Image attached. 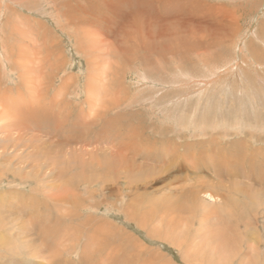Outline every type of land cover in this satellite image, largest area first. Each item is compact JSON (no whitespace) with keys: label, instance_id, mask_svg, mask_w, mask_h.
Instances as JSON below:
<instances>
[{"label":"rangeland","instance_id":"rangeland-1","mask_svg":"<svg viewBox=\"0 0 264 264\" xmlns=\"http://www.w3.org/2000/svg\"><path fill=\"white\" fill-rule=\"evenodd\" d=\"M0 174V264H264V0H0Z\"/></svg>","mask_w":264,"mask_h":264},{"label":"bare ground","instance_id":"bare-ground-1","mask_svg":"<svg viewBox=\"0 0 264 264\" xmlns=\"http://www.w3.org/2000/svg\"><path fill=\"white\" fill-rule=\"evenodd\" d=\"M30 83V82H29ZM38 84V83H37ZM4 88V87H3ZM44 93H46V92H44ZM34 95V94H33ZM96 96V95H95ZM29 97V96H28ZM43 97V96H42ZM31 98V97H30ZM96 99V98H95ZM32 100H33V97H32ZM28 101V100H27ZM15 104H16V102L14 101V102H11L10 103V106H6V108H8V109H10V110H8V112H13L14 111V113H12V115L14 114V116L13 117H15L16 119L17 118H19V115L20 116H22L21 115V113L18 115V113H19V108H20V106L18 107H16L15 106ZM25 104V103H24ZM26 104H28L29 106H30V108L29 107H27L28 109H32V110H28L27 109V111H30V112H28L27 114H29L30 116L32 115H37V116H45L46 118L47 117H49V112H48V105H46V104H42V105H39L40 103L38 102V101H36V102H32V101H30V99H29V101L26 103ZM93 104H94V102H93ZM8 105V104H7ZM26 106V105H25ZM74 106V105H73ZM77 107V106H76ZM93 107V106H92ZM23 108V107H22ZM34 108V109H33ZM75 109V108H74ZM78 109H80V110H82V112H84L83 110V108L82 107H80V108H78ZM2 110V109H1ZM59 110V109H58ZM79 110V111H80ZM90 110H92V109H90ZM66 111V110H65ZM96 111V110H95ZM94 111V112H95ZM60 112V111H59ZM67 112H69L68 110H67ZM108 112H109V110H108ZM62 113V112H61ZM98 113V112H97ZM54 114V113H53ZM65 114V113H64ZM68 114V113H67ZM89 114V113H88ZM102 114V113H101ZM9 115H10V113H9ZM55 115V114H54ZM93 115V114H92ZM98 115H99V113H98ZM57 116H58V114H57ZM60 116V115H59ZM68 116V115H67ZM81 116V115H80ZM96 116V115H95ZM12 117V118H13ZM29 117V116H28ZM54 117V116H53ZM61 117V116H60ZM93 117V116H92ZM10 118V117H9ZM55 118H56V116H55ZM68 118H70V117H68ZM67 118V119H68ZM20 119V118H19ZM59 119V118H58ZM62 119V118H61ZM181 119V118H180ZM46 120V119H45ZM63 120V119H62ZM69 120V119H68ZM16 121V120H15ZM47 121H50V120H48L47 119ZM13 123V122H12ZM17 123V122H16ZM15 123V124H16ZM43 123V122H42ZM69 123V122H68ZM80 123V122H79ZM90 123V122H89ZM14 124V125H15ZM39 124V123H38ZM37 124V125H38ZM45 124V123H44ZM64 124V123H63ZM62 124V125H63ZM67 124V123H66ZM25 125H26V123H25ZM45 125H48V124H45ZM62 125H59V127L60 126H62ZM41 126H42V124H41ZM2 127V126H1ZM15 127V126H14ZM29 127H30V124H29ZM74 127V126H73ZM3 128H5V125L3 126ZM19 128V127H18ZM25 128V127H24ZM32 128V127H31ZM36 128V127H35ZM49 128V127H48ZM63 128H64V126H63ZM63 128H61V129H63ZM66 128V127H65ZM68 128V127H67ZM66 128V129H67ZM9 129V128H8ZM54 129V128H53ZM142 129V128H141ZM22 130V129H21ZM26 130H27V128H26ZM31 130V129H30ZM38 130V129H37ZM36 130V131H37ZM25 131V130H24ZM28 131V130H27ZM35 131V130H34ZM33 131V132H34ZM39 131H40V129H39ZM50 131V130H49ZM62 131V130H61ZM64 131V130H63ZM66 131V130H65ZM11 132V131H10ZM38 132V131H37ZM22 133V132H21ZM28 133V132H27ZM71 133V132H70ZM32 134V133H31ZM40 134H41V132H40ZM49 134V133H48ZM53 134V133H52ZM55 134H56V132H55ZM54 134V135H55ZM64 134V133H63ZM54 135H53V137H54ZM74 135V134H73ZM40 136V135H39ZM50 136V135H49ZM63 136V135H62ZM46 137H47V135H46ZM69 136H67V138H68ZM108 137V136H107ZM18 138V137H17ZM40 138V137H39ZM64 138V137H63ZM77 138V137H76ZM79 138V137H78ZM47 139V138H46ZM46 139H44V141H46ZM51 139V138H50ZM73 139V138H72ZM71 138L69 139V140H72ZM35 140V139H34ZM54 140V139H53ZM78 141V140H77ZM47 142V141H46ZM76 142V141H75ZM49 143V142H48ZM64 143V142H63ZM13 144V143H12ZM70 144V143H69ZM40 145V144H39ZM47 145V144H46ZM56 145V144H55ZM32 146V145H31ZM68 147V146H67ZM60 148V147H59ZM151 149V148H150ZM15 152V151H14ZM33 152V151H32ZM17 153V152H16ZM149 154V153H148ZM151 154V153H150ZM149 154V155H150ZM155 156V155H154ZM153 156V157H154ZM175 156V155H174ZM151 157V156H150ZM61 158V157H60ZM65 158V157H64ZM66 159H68V158H66ZM147 159V158H146ZM73 161V160H72ZM29 162V161H28ZM182 164V163H181ZM176 166V165H175ZM168 167V166H167ZM171 168V167H170ZM70 169V168H69ZM27 170V169H26ZM35 174H36V172H35ZM1 175V174H0ZM38 181V180H37ZM46 187H48V188H50V189H48V190H50L49 191V200H52L53 202L54 201H57V202H60V201H68V199H69V196H70V193H71V191H69V189H68V187L67 186H65V187H63V189H61L60 187H54V183L53 184H50V182H49V186L47 185ZM180 187V186H179ZM12 188V187H11ZM10 189V188H9ZM8 189V190H9ZM30 189V188H29ZM53 190V191H52ZM197 190L198 189H195V192L197 193ZM211 190V189H210ZM1 191V190H0ZM192 191H194V190H192ZM33 192V191H32ZM38 192V191H37ZM199 192V191H198ZM34 193V192H33ZM36 193V192H35ZM1 194H5V193H0V200H2V199H4L3 197H4V195H1ZM192 194V193H191ZM195 194V193H194ZM202 194H204L203 196L205 197V199L206 200H208V202L210 201V202H214L215 200H217L218 199V196H216L212 191H205L204 193H202ZM46 196H47V193H46ZM197 196V195H196ZM7 198H14V200H15V198H20L17 194H15V193H13V191H8L7 192V195L5 196V200L7 199ZM23 198V197H22ZM36 198V197H35ZM31 199V198H30ZM46 199V198H45ZM9 200V199H8ZM219 200V199H218ZM34 202V201H33ZM36 202V201H35ZM207 202V201H206ZM175 206V205H174ZM206 210V209H205ZM178 212V211H177ZM206 212V211H205ZM178 214V213H177ZM74 232V231H73ZM66 242V241H65ZM228 244V243H227ZM224 251L226 252V250L224 249ZM29 252H31V251H29ZM27 253V252H26ZM34 253H37V252H34ZM28 254V253H27ZM34 256V255H33ZM19 257V256H18ZM26 258V257H25ZM229 261V260H228ZM33 263V262H32ZM43 264V263H42Z\"/></svg>","mask_w":264,"mask_h":264}]
</instances>
